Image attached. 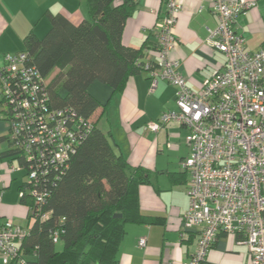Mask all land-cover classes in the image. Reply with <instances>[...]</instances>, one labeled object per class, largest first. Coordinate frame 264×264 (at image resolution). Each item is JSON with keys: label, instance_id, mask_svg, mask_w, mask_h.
<instances>
[{"label": "built area", "instance_id": "built-area-1", "mask_svg": "<svg viewBox=\"0 0 264 264\" xmlns=\"http://www.w3.org/2000/svg\"><path fill=\"white\" fill-rule=\"evenodd\" d=\"M254 7L248 0L212 1L216 25L208 30L207 42L224 55L225 64L198 92L187 87L179 63L170 56L180 10L176 0H165L164 16L154 27L156 60L143 65L150 93L159 81H166L175 86L176 106L146 129L157 133L176 122L188 131L189 155L182 166L189 172V208L182 227L195 229L196 239L182 264H207L221 234L238 235V243L249 251V264H264V44L247 51L236 29L238 16ZM47 102L46 80L27 54L6 55L0 65V104L7 118V140L28 164L27 188L38 206L47 196L38 189L40 179L51 167L66 166L91 129L90 121L75 118L69 109L50 110ZM27 234V227L10 219L0 223V264H25L19 244ZM145 245L140 238L138 246Z\"/></svg>", "mask_w": 264, "mask_h": 264}, {"label": "crops", "instance_id": "crops-1", "mask_svg": "<svg viewBox=\"0 0 264 264\" xmlns=\"http://www.w3.org/2000/svg\"><path fill=\"white\" fill-rule=\"evenodd\" d=\"M122 0H116V3ZM180 5L173 30L176 40L170 56L179 63L187 87L198 92L203 82L221 71L225 57L208 42V30L216 25L211 12L213 0H176ZM255 7L237 18V32L245 40V49L257 51L264 44V0H248ZM163 0H136V8L127 19L121 41L141 48L153 40V28L164 16ZM61 16L74 25L87 19V0H0V65L4 57L25 50L24 39L29 33L43 38L51 26V18ZM146 41V42H147ZM156 60L154 48H145L144 59ZM145 72L130 76L120 92L93 82L88 92L105 109L99 107L90 120L105 133L115 153L130 168L147 172V180L137 188L139 214L153 220L152 224L131 223L125 227L120 243L118 264H182L189 259L195 246L196 230L182 227L183 214L189 208L187 186L189 177L181 170L188 157L187 129L168 122L157 133L146 129L167 111H175V86L159 81L150 93ZM8 124L0 112V223L5 219L28 227L27 208L18 201L19 154L6 136ZM17 187L13 190V187ZM18 224V225H19ZM187 233V237L183 234ZM145 238L144 248L138 240ZM238 235L221 234L208 252L207 264H249L250 255ZM34 255H25L34 260Z\"/></svg>", "mask_w": 264, "mask_h": 264}, {"label": "trees", "instance_id": "trees-1", "mask_svg": "<svg viewBox=\"0 0 264 264\" xmlns=\"http://www.w3.org/2000/svg\"><path fill=\"white\" fill-rule=\"evenodd\" d=\"M115 1L87 0L89 16L79 24L54 16L43 38L29 33L24 39L22 52L46 80L48 108L69 109L75 118L91 122L67 165L51 167L40 179L38 189L47 196L39 206L27 181L18 188L20 203L28 210V234L19 244L25 264H118L126 225L153 223L139 214L137 199V188L146 182L147 172L130 168L90 120L99 107L106 106L89 94L90 84L97 81L109 86L113 94L120 92L130 76L145 72V48L156 49L155 30L153 40H146L141 48L122 43L121 34L136 0ZM2 118L7 122L4 114ZM183 161L181 170L189 177ZM18 167L24 168L25 178L28 164L20 155ZM25 255L35 258L26 260Z\"/></svg>", "mask_w": 264, "mask_h": 264}, {"label": "rangeland", "instance_id": "rangeland-1", "mask_svg": "<svg viewBox=\"0 0 264 264\" xmlns=\"http://www.w3.org/2000/svg\"><path fill=\"white\" fill-rule=\"evenodd\" d=\"M0 112H1V114H2V116H3V107H2V105L0 104ZM17 181H18V185L19 184H21L22 182L23 183H25L26 182V180H25V178L24 177H22V174L21 173H19V175H18V179H17ZM16 186L15 187H13V190L15 189L16 190ZM16 193H17V197H16V202L18 201V198H19V192H17V190H16ZM19 224V223H18ZM17 224V225H18ZM19 226H21L20 224H19ZM57 249H60V246H57Z\"/></svg>", "mask_w": 264, "mask_h": 264}, {"label": "water", "instance_id": "water-1", "mask_svg": "<svg viewBox=\"0 0 264 264\" xmlns=\"http://www.w3.org/2000/svg\"><path fill=\"white\" fill-rule=\"evenodd\" d=\"M117 217H120V215H117Z\"/></svg>", "mask_w": 264, "mask_h": 264}]
</instances>
